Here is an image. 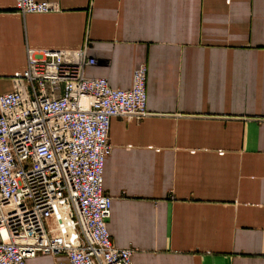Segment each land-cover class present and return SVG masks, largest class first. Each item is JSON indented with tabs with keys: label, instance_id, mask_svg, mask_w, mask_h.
I'll return each mask as SVG.
<instances>
[{
	"label": "crops",
	"instance_id": "0c3cea01",
	"mask_svg": "<svg viewBox=\"0 0 264 264\" xmlns=\"http://www.w3.org/2000/svg\"><path fill=\"white\" fill-rule=\"evenodd\" d=\"M0 0V94L27 49L85 45L88 77L129 89L147 67L150 113L110 119L107 229L133 264H264V0ZM27 264H69L63 254Z\"/></svg>",
	"mask_w": 264,
	"mask_h": 264
},
{
	"label": "built area",
	"instance_id": "2783aa9c",
	"mask_svg": "<svg viewBox=\"0 0 264 264\" xmlns=\"http://www.w3.org/2000/svg\"><path fill=\"white\" fill-rule=\"evenodd\" d=\"M15 9L41 14L56 6L15 0ZM96 63L85 45L27 49L26 69L0 94V264H27L38 254H63L69 264H133V250L116 247L107 229L111 197L103 170L112 149L110 119L152 114L147 67L140 64L131 88L121 89L84 74ZM59 207L71 230L62 228Z\"/></svg>",
	"mask_w": 264,
	"mask_h": 264
},
{
	"label": "bare ground",
	"instance_id": "6f19581e",
	"mask_svg": "<svg viewBox=\"0 0 264 264\" xmlns=\"http://www.w3.org/2000/svg\"><path fill=\"white\" fill-rule=\"evenodd\" d=\"M59 212H58V214L60 215V216H62V218H63V222L61 223V225H62V228L63 229H65V230H71V228H70V225H69V220L65 217L66 216V208H64V207H59V210H58ZM60 227L58 226V228L57 227H55V229H59ZM62 230V229H61ZM59 231V230H58Z\"/></svg>",
	"mask_w": 264,
	"mask_h": 264
}]
</instances>
